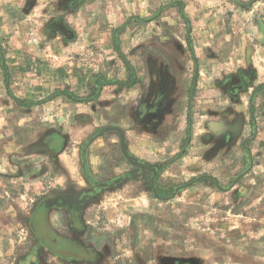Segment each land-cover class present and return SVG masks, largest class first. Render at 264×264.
<instances>
[{
	"label": "rangeland",
	"instance_id": "374dc122",
	"mask_svg": "<svg viewBox=\"0 0 264 264\" xmlns=\"http://www.w3.org/2000/svg\"><path fill=\"white\" fill-rule=\"evenodd\" d=\"M21 2L41 26H0V264H264V0ZM54 39L75 77L25 98L14 44Z\"/></svg>",
	"mask_w": 264,
	"mask_h": 264
},
{
	"label": "crops",
	"instance_id": "0c3cea01",
	"mask_svg": "<svg viewBox=\"0 0 264 264\" xmlns=\"http://www.w3.org/2000/svg\"><path fill=\"white\" fill-rule=\"evenodd\" d=\"M2 5V6H1ZM35 9L30 11V13H26L23 11V2L21 0H3L2 4H0V26H15L17 36L24 35L22 26H41L40 23L37 21ZM59 20L52 19L49 24L46 26H57ZM111 41V40H110ZM27 42V41H26ZM25 42V43H26ZM23 44L24 42H20ZM114 43V41H113ZM21 44L18 42H15L14 47L18 48L14 50V57L11 56L9 58L10 62L18 63L15 64L14 68L8 67L9 72L13 75V72L16 74V79L21 80H27L28 78L23 77L28 69L30 68V71L35 72V76L31 79L33 82H35V85H27L26 83H16L18 87L21 86L24 87V90L22 91V94L25 98H33L36 96H40L42 94H45L49 92L51 89L55 87V84L62 81L65 78L70 79L71 76L68 73L63 72V68L60 67L55 63L56 60L59 57L63 58V55H66V51L63 50V47L68 46L67 41H61L57 42V39L51 40L50 46L53 47V53H45L47 52V46L45 44H41V41L35 45L38 47V51H32V53H37L36 56L33 55H24L25 53L22 51V48L20 47ZM115 44V43H114ZM112 44V41L110 42V48L107 50L108 52L111 51L113 48H115L114 51H118V47L115 44ZM33 45V46H34ZM49 46V47H50ZM107 46V45H106ZM116 46V47H115ZM119 46L123 47V41H120ZM46 47V48H43ZM20 48V49H19ZM49 55V56H48ZM50 56H53V58H50ZM65 57H70L69 54H67ZM53 59V60H52ZM116 58L111 56L110 60H107L110 63L114 62ZM49 62V63H48ZM50 62L53 63V65H49ZM47 65L51 70H46L47 73H43L44 65ZM110 74L107 73L106 75H98L100 78L109 77ZM77 77L81 78L83 77L86 81L87 78V71H85L84 76L78 75ZM82 82V84L79 86L80 89H87V82ZM38 82V83H36ZM21 87V88H22ZM23 89V88H22ZM64 105V104H63ZM66 107H69L72 104H65ZM81 105V104H79ZM95 112V111H94ZM67 119V118H66ZM65 121V119H64ZM53 134V132L51 133ZM53 137V135H52ZM54 135V140H55Z\"/></svg>",
	"mask_w": 264,
	"mask_h": 264
},
{
	"label": "flooded vegetation",
	"instance_id": "af4514ba",
	"mask_svg": "<svg viewBox=\"0 0 264 264\" xmlns=\"http://www.w3.org/2000/svg\"><path fill=\"white\" fill-rule=\"evenodd\" d=\"M64 207H66L65 204H64Z\"/></svg>",
	"mask_w": 264,
	"mask_h": 264
}]
</instances>
